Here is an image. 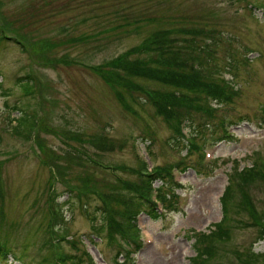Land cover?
<instances>
[{"label":"rangeland","instance_id":"1","mask_svg":"<svg viewBox=\"0 0 264 264\" xmlns=\"http://www.w3.org/2000/svg\"><path fill=\"white\" fill-rule=\"evenodd\" d=\"M124 17L132 19L130 27L121 26ZM6 23L13 29L7 35L19 40L0 38V242L7 239L14 249L9 264H51L44 261L51 252L57 264L76 253L85 255V264H115L118 246L107 227L92 222L82 203L74 207L68 190L81 185L90 194L81 199L94 212L97 201L108 203L94 187L111 191L117 177L142 184L131 169L143 161L147 172L179 162L183 168L173 170L180 184L175 206L158 218L138 216L144 245L134 263L190 264L196 234L223 217L221 197L234 167L264 164V0H0L2 31ZM164 30L180 42L193 35L202 46L208 42L202 50L212 51L225 79H218L220 90L230 95L209 103L228 132L223 140L218 134L200 140L202 152L169 144L172 131L153 107L134 102L129 112L109 80L116 74L112 59L136 60L137 46ZM27 73L36 78L32 92L19 85ZM125 84L124 77L123 93ZM26 104L40 118L30 139L13 131L21 116L13 107ZM242 192L263 214L264 182L241 189L239 202ZM231 214L246 227L235 229L222 260L236 261V247L264 252L251 216Z\"/></svg>","mask_w":264,"mask_h":264},{"label":"trees","instance_id":"2","mask_svg":"<svg viewBox=\"0 0 264 264\" xmlns=\"http://www.w3.org/2000/svg\"><path fill=\"white\" fill-rule=\"evenodd\" d=\"M124 19L126 22H122L121 26L130 27L132 19L129 20L126 17ZM142 20L139 18L134 23L140 25ZM145 21L148 22L149 19ZM10 28L11 24L7 23L4 24L3 31L0 28L1 40L13 38L14 41H19L16 37L7 35ZM175 29L177 31V28ZM11 30L13 29L11 28ZM173 34H175L174 37ZM176 34L169 30H164L161 37H159L160 34L151 33L147 36L149 40L135 49V52L139 54L136 60L129 62L124 57L123 61L121 57L124 55L112 59L111 64L116 74H111L109 80L113 83L116 98L123 107L125 106L126 110L132 112L134 102L152 106L154 109L153 116L161 117L172 131L169 144L173 142V147L186 145L188 152L191 150V154H193L194 151H203V145L197 144L200 140H205L206 143V138L215 134L220 135L221 140L226 137L228 125L225 127V124L228 122L219 116L216 108H212L209 103L213 104L214 100L217 101L218 99L221 104L230 95L225 90H220L218 79L224 82L225 79L221 75V69L216 66V58L212 51L204 52L202 50L206 49L209 43L207 42L205 46H202L201 41L197 42L195 35L189 38L183 37L182 42H180ZM92 37L91 35L90 39ZM85 38L88 39L89 37ZM123 63L124 66H122ZM124 77L126 79V91L123 93L124 89L119 84H124ZM35 79L31 73H27L18 79L19 85L26 92H32L36 85ZM139 83L141 86L138 88ZM134 91L138 93L134 94ZM13 108L21 111V116L16 120V125L13 126L14 133L30 139L35 133L40 119L37 115L38 112L32 110L29 104L15 105ZM150 129L149 127V131ZM151 131L154 135L155 131ZM187 133H189L188 136ZM188 139L192 145L186 144L185 140L189 141ZM181 163L179 162L175 166H158L154 172H147L146 161H143L142 166L138 163L136 165L138 167L131 169L133 174L142 178V184L130 183L128 180L117 177L108 184L111 191L99 190L95 186L93 193L95 195L99 193L100 198L106 195L103 198L108 203L105 204L102 200L97 201L96 207L92 208L94 212H91L90 205L81 199L86 197L88 201L90 194L82 191L81 185L70 186L73 188L68 190L70 194L68 199L74 203V207L75 203H82L85 215L92 222L100 219V226L107 227V234L118 246L117 256L114 257L115 264H135L133 257L142 247L141 230L137 222L140 213L146 212L153 218L160 217L156 203L151 196V188L155 181L161 180L163 184L157 189L159 201L165 203L168 209L175 206L172 204L174 191H176L173 182V170L183 168L180 166ZM257 180L264 182V164L259 168L255 163L252 167L243 169L234 167V173L230 175L229 184L221 197L223 217L213 224L209 232L196 234V254L190 258V264H264V252L255 251L253 246L242 249L236 247L232 252L237 257L236 261L224 262L222 260L230 252L228 248L232 243L235 229L246 227L245 220L236 218L231 212L234 214L235 211L245 212L250 215L251 227L258 231L256 241H264V213H258L252 202V197L245 192L241 193L242 198L239 202L241 189H245ZM237 196H239L238 199ZM89 202L91 204V201ZM117 213L120 214V219ZM97 227V225L94 226L96 232L98 231ZM47 241L50 243L52 251L49 237ZM12 250L14 249L11 248L7 239L0 242V264H9L8 255L12 254ZM86 254L88 253L86 252ZM51 257V260L46 258L44 261H52L51 264H57L52 252ZM61 257L63 262L59 261V264H85L86 261L85 255L82 256L79 253Z\"/></svg>","mask_w":264,"mask_h":264}]
</instances>
